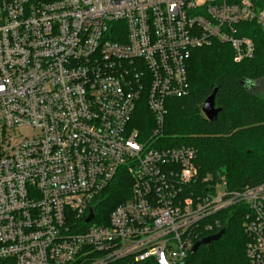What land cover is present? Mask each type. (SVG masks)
I'll use <instances>...</instances> for the list:
<instances>
[{
	"label": "built area",
	"instance_id": "1",
	"mask_svg": "<svg viewBox=\"0 0 264 264\" xmlns=\"http://www.w3.org/2000/svg\"><path fill=\"white\" fill-rule=\"evenodd\" d=\"M252 22L264 0H0V264H185L233 204L264 264V184L230 191L162 139L193 51L253 58L238 27ZM119 178L130 189L105 217Z\"/></svg>",
	"mask_w": 264,
	"mask_h": 264
},
{
	"label": "trees",
	"instance_id": "2",
	"mask_svg": "<svg viewBox=\"0 0 264 264\" xmlns=\"http://www.w3.org/2000/svg\"><path fill=\"white\" fill-rule=\"evenodd\" d=\"M238 27L240 35L255 42L253 58L237 62L232 46L225 42L197 47L188 65L190 91L168 100L162 135L169 146H194L200 175H212L214 181L225 177L230 191L264 184V95L255 92L256 83L264 79V29L254 22L240 23ZM215 88L216 106L222 110L211 122L202 106ZM136 113L134 125L142 131L149 130L144 124L151 119L145 101ZM129 182L119 178L103 193L107 196L101 208L105 217L124 200ZM240 207L233 204L219 212L226 234L202 244L185 264H250L246 253L249 239Z\"/></svg>",
	"mask_w": 264,
	"mask_h": 264
},
{
	"label": "water",
	"instance_id": "3",
	"mask_svg": "<svg viewBox=\"0 0 264 264\" xmlns=\"http://www.w3.org/2000/svg\"><path fill=\"white\" fill-rule=\"evenodd\" d=\"M216 93H217V88L214 89V91L211 93V95L206 99L202 106V111L205 115V117L209 121H216L218 119L219 114L221 113V108H218L216 106ZM93 218L92 212L90 214V217H88V221ZM227 232L226 228L221 229L217 233L204 237L201 239V241L197 242L193 248V252H196L202 244H210L214 242L215 240L220 239L222 236H224Z\"/></svg>",
	"mask_w": 264,
	"mask_h": 264
},
{
	"label": "rangeland",
	"instance_id": "4",
	"mask_svg": "<svg viewBox=\"0 0 264 264\" xmlns=\"http://www.w3.org/2000/svg\"><path fill=\"white\" fill-rule=\"evenodd\" d=\"M256 84L258 87L255 89V92H257L259 95H264V79L260 80V82Z\"/></svg>",
	"mask_w": 264,
	"mask_h": 264
}]
</instances>
